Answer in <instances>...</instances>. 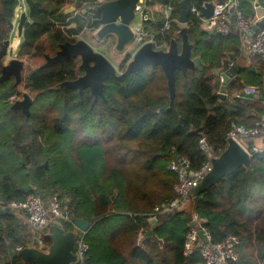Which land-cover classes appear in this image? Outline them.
Instances as JSON below:
<instances>
[{
  "label": "trees",
  "instance_id": "obj_1",
  "mask_svg": "<svg viewBox=\"0 0 264 264\" xmlns=\"http://www.w3.org/2000/svg\"><path fill=\"white\" fill-rule=\"evenodd\" d=\"M209 1L186 0L189 9H200ZM180 2L150 0L158 14L143 28L154 35L158 48H167L173 38L179 40ZM255 2L264 4V0H236V9L252 19ZM63 3L33 0L19 58H44L43 36L56 46L74 41L73 36L88 24L75 16V26L66 27ZM17 5L18 0H0V69L10 37L8 20ZM167 6L172 7L170 23L163 29ZM185 25L201 70L175 71L173 107L159 66L144 67L119 80L108 78L103 96L96 99L88 88L78 92L57 87L80 74L74 58L63 65L35 66L22 78L24 88L37 95L28 115L11 107L12 96L22 97L14 80L0 82V264H29L13 253L26 246L28 237L24 221L7 204L30 194L43 199L57 195L71 220L81 217L91 223L82 264H204L197 249L185 254L189 213L158 215L153 225L150 213L175 196L178 178L168 168L171 162L179 156L191 169L199 168L206 159L199 147L202 136L219 154L230 130L252 128L264 115L259 97L238 94L242 85L257 86L264 94V61L256 58L249 67H240L227 86V99L217 104L219 80L214 68L226 61L228 53L239 56L241 41L236 31L221 36L206 33L201 16L191 12ZM41 94L50 97L46 104L39 102ZM12 163L17 165L16 175L7 172ZM193 204L206 219L212 242L238 240L233 264H264V150L252 154L250 168L224 176L193 197ZM110 217L115 218L113 225L105 223ZM63 226L73 227L68 222ZM44 241L50 243L47 237Z\"/></svg>",
  "mask_w": 264,
  "mask_h": 264
},
{
  "label": "water",
  "instance_id": "obj_2",
  "mask_svg": "<svg viewBox=\"0 0 264 264\" xmlns=\"http://www.w3.org/2000/svg\"><path fill=\"white\" fill-rule=\"evenodd\" d=\"M19 1H23L28 9L27 13L25 11L20 13L16 24L17 36L22 37L24 25L31 22L30 10L33 0ZM136 2L137 0H104L101 3L98 0H75L73 6L69 8L70 11H73L74 8H80V6L96 4L94 6L96 17L92 20V24L96 26L97 37L107 41L103 46L106 47L110 41H114L115 48L121 53H125V50L131 47L133 49L132 52L128 53L130 58L127 60L123 71L118 72L113 63L101 51L95 49L80 36L74 41L66 40L57 43V49L54 54H45L44 62L39 65V68L51 67L55 64L63 65L66 59L74 58L78 63L77 69L82 74L75 79L59 83L57 87L74 88L78 92L88 88L94 99H96L99 96H103L105 80L108 78L119 80L124 75L137 72L144 67L159 66L167 79L169 106L173 107L175 71L179 70L185 73L189 68L201 70L199 57L192 55L193 44L188 39V28L185 25L190 14L189 6L186 0H181L178 22L182 27L178 32L179 40L171 39L167 48L163 49L155 48L151 41L133 46L134 28L143 27L144 22H151L152 18H155L156 14H158V8L152 6L150 0H145L141 11L135 10ZM213 9L214 3L212 1L206 2L200 9L202 17L209 18L213 13ZM8 27L10 31L14 29L12 19L8 20ZM262 27H264V15L254 23L250 36L252 37ZM204 31L210 35L221 36V33L214 29L204 28ZM8 44L9 40L6 41L7 47ZM227 56L228 60H233L231 53H228ZM24 64V60L18 57V53L13 56V53L10 52L8 61L0 69V82L13 77L15 80L14 86L18 87L22 83ZM239 70V67L234 63L224 72L214 68V73L220 80L219 88L216 92L217 104L225 102L227 99L228 80L231 76L236 75ZM263 98V95L259 96V100H263ZM33 102L34 99L27 92H23L21 99L15 100L11 107L19 109L28 115ZM247 144L250 146L252 142L249 141ZM251 156L247 148L241 146L234 138L229 137L225 148L217 156L211 157L210 170L191 188L190 196L199 195L220 181L224 176L230 175L241 167L250 168ZM177 159L181 160L179 156ZM40 197L43 199L42 195ZM150 222L153 225L156 219H152ZM193 224L194 222L192 221L191 225ZM89 227V221L81 217L74 219L73 228L70 230H65L60 220H54L46 233V237L50 239L46 249L30 245L19 249L15 248L13 253L29 264H75L74 246L78 234L82 233L84 238ZM198 235L204 237L203 231L199 230Z\"/></svg>",
  "mask_w": 264,
  "mask_h": 264
},
{
  "label": "built area",
  "instance_id": "obj_3",
  "mask_svg": "<svg viewBox=\"0 0 264 264\" xmlns=\"http://www.w3.org/2000/svg\"><path fill=\"white\" fill-rule=\"evenodd\" d=\"M100 3L104 0H98ZM145 0H137L135 10L141 11L144 6ZM214 3L213 13L209 18H204L201 15V8H190V12L201 16L203 27L206 29H214L221 33V35H228L236 31L242 44V51L245 62L251 63L252 60L259 58L264 61V27L258 29L254 35L250 36V31L254 23L264 15L263 13L259 18H246L242 12L236 9V0H212ZM96 4L85 5L86 9L90 11V17H96L94 6ZM204 4L202 5V7ZM233 7V9H231ZM171 6L166 7V15H164L163 29H168L170 23ZM78 12V11H77ZM79 36V35H75ZM151 41L155 48H158L154 35L145 31L142 26L134 28L133 30V46H138L144 42ZM16 46V45H15ZM226 62V63H225ZM222 63L218 68L219 71L227 70L233 61L228 60ZM235 80V75L231 76L228 80V85ZM220 81V80H219ZM238 94H243L251 98H257L261 94V89L253 85H242ZM237 94V95H238ZM264 97V94H263ZM14 99V96L11 97ZM262 104L264 106V98ZM264 136V115L260 120L255 123L252 128H244L238 126L228 132L226 137L234 138L241 146L248 149L252 155L256 152L264 150V143L260 146L254 144V140ZM252 144L248 146V142ZM199 147L203 151L206 159L202 165L197 169H191L188 161L185 158L173 161L169 164V169L173 171L178 182L174 185L173 189L175 196L168 201L159 205H155L150 213V220L156 219L158 215L173 214L185 211V207H190V223L185 235L184 249L185 254L190 253L192 250L197 249L203 259L204 264H233L237 259V244L238 240L235 237H228L224 242H212L210 233L205 226L206 219L197 214L194 210L193 197L190 196V190L195 186L204 175L211 168V157L217 156L210 145L207 143L205 137L199 139ZM7 208L14 212L18 217H21L28 226L29 243L26 246H36L40 249H46L47 244L44 241L46 233L49 230L50 224L54 220L68 222L73 225V220L70 219L67 211L61 205L57 195L48 198L47 203L39 195L30 194L24 200L11 201L7 204ZM194 222L191 225V222ZM73 228V227H72ZM202 230L204 237L198 235V231ZM198 245V246H197ZM18 249L21 246L17 247ZM88 246L84 241L82 233L78 234L74 254L76 255L75 264H82L84 254Z\"/></svg>",
  "mask_w": 264,
  "mask_h": 264
},
{
  "label": "rangeland",
  "instance_id": "obj_4",
  "mask_svg": "<svg viewBox=\"0 0 264 264\" xmlns=\"http://www.w3.org/2000/svg\"><path fill=\"white\" fill-rule=\"evenodd\" d=\"M69 4L67 3V1H66V4H64V7H65V9L68 7L69 8V6H68ZM16 9H18L17 10V12L18 13H20V12H22V11H25L26 13L28 12V9H27V6L24 4V2L23 1H19L18 0V5H17V7H16ZM63 10V9H62ZM64 11V10H63ZM76 15V14H75ZM77 16V15H76ZM78 17H81V15H78ZM82 18H84V19H86V21H87V23L89 22V20H90V15H88V14H86L85 16L84 15H82ZM87 25V24H86ZM10 37H9V44H8V47H7V50H8V52H7V54H6V56L5 57H9V55H10V52H12L13 53V56L15 55L16 56V53L18 52V49H19V47H16L17 45H18V40L17 39H19V37L17 36V30H16V25H15V27H14V29L13 30H11L10 31ZM91 32H88V31H81L79 34H77V35H79L82 39H84V40H89V38H90V41H88L89 42V44H91L93 47H95V49L96 48H99L97 45H96V43H95V39L94 38H92L94 35H92L91 36ZM73 38H78V36H73ZM41 43L46 47V49H45V53H47L48 55H53L54 54V52H55V50L57 49V47L56 46H52V42L49 40V39H47V37L46 36H43L42 37V40H41ZM16 45V46H15ZM108 49L110 50L109 51V53H108ZM98 50V49H97ZM99 51H101L102 52V54H104L105 52H107L108 54L107 55H109V57H110V59H109V57L107 56V55H105L106 56V58L107 59H109L112 63H113V65L117 68V71H120L122 68H124V64L126 63L125 62V60H128L129 58H130V55L128 54L129 53V51L128 50H125V53H121V52H119V51H116V49H115V42L114 41H110L109 42V44H107V46L105 47V48H100L99 49ZM242 54H243V51H242ZM127 56V57H126ZM21 59V58H20ZM22 60H24V62H25V64H24V69H23V71H22V78H23V76H25V74H26V72L30 69V68H33V67H35V66H39V65H41L43 62H44V58H43V56L42 57H36V58H34V59H32V60H27L25 57H23L22 58ZM8 61V58L6 59V62ZM6 62H4V64L6 63ZM121 66H123L122 68H120ZM216 78V77H215ZM12 79V77H10V78H8V79H5V80H3V81H6V80H11ZM219 80V79H218ZM13 81V80H12ZM216 81H217V78H216ZM219 83H220V81H219ZM18 88V90L19 91H21V93L23 94V92H27L33 99H35L36 97H37V95L36 94H33V93H29L28 92V90L27 89H25L24 88V82L22 81V83L17 87ZM19 99H21V98H19ZM37 99V98H36ZM39 102L41 103V105L42 104H46V102H48V99H50V97L48 96V94H41L40 96H39ZM10 163V162H9ZM17 165H15V164H10V165H8L7 166V168L6 169H8L9 171H7V172H10V173H13V172H15L16 170H17V167H16ZM17 172V171H16ZM16 172L15 173H13L14 175H16ZM77 176L79 177V178H81V176H82V174H77ZM76 176V177H77ZM47 200L48 199H43V202L46 204L47 203ZM64 208V207H63ZM186 209H185V212H187V213H191V211H190V207L187 205L186 207H185ZM113 214H115V213H113ZM20 219H22L21 217H19ZM23 220V219H22ZM24 221V220H23ZM116 221H115V218L114 217H110L109 219H107L106 221H105V223H107L108 225H113L114 223H115Z\"/></svg>",
  "mask_w": 264,
  "mask_h": 264
},
{
  "label": "crops",
  "instance_id": "obj_5",
  "mask_svg": "<svg viewBox=\"0 0 264 264\" xmlns=\"http://www.w3.org/2000/svg\"><path fill=\"white\" fill-rule=\"evenodd\" d=\"M64 3H63V6H62V8L61 9H63L62 11L64 12V14H67V16L65 17L66 18V21H68V25L66 26V27H74L75 26V23L73 22V18L77 15V17H78V15H80L79 14V11L78 10H80V9H78V8H74V10L73 11H70V7H72V5H68L69 6V8L67 7L66 9H65V7H64V4H66V2L65 1H63ZM254 8H255V18H259L261 15H262V13H263V5H259L257 2H255L254 3ZM17 10L18 9H15V11H14V17L12 18V21H13V23H14V27H15V25L17 24V22H18V18H17V16H18V12H17ZM78 11V12H77ZM166 13V9L163 11V15H166L165 14ZM76 14V15H75ZM81 17H82V15H81ZM153 21H155V18H152V22ZM89 31H91V30H89ZM92 33V32H91ZM93 34H91V36H92ZM92 38H94V36L92 37ZM18 40V42H20L21 40H22V37H20L19 39H17ZM87 42L88 41H90V38H89V40H86ZM89 43V42H88ZM17 47V46H16ZM105 48V47H104ZM132 47L131 48H129L128 49V51L130 52H132ZM109 49H108V53H109ZM7 52H8V50H7ZM107 52H105L104 54L105 55H107L108 54ZM7 54V53H6ZM110 54V53H109ZM233 55V54H232ZM108 57H109V55H107ZM9 57H10V55H9ZM9 57H5V61L4 62H6V59L8 58L9 59ZM226 58H228V56L226 57ZM22 59V58H21ZM109 59H110V57H109ZM233 63L234 64H236L238 67H239V69H240V67H242V66H246V67H249L250 66V63H248V62H245V60H244V55L242 54V47H241V52H240V54H239V56H237V57H235L234 58V56H233ZM252 62V61H251ZM251 68H253V67H251ZM216 78H217V80L219 79L217 76H216ZM216 78H215V80H216ZM216 91H218V89L216 90ZM236 93V90H233L232 91V95H234ZM227 95V94H226ZM236 95V94H235ZM264 143V136L263 137H259V138H256L255 140H254V144L255 145H258V146H260V145H262ZM85 220H87V219H85ZM90 223V222H89ZM24 224H25V226H26V231H27V236L26 237H28V241H27V243H26V245H28V243H29V234H28V231H29V229H28V226H27V224L24 222ZM90 227H91V223H90ZM89 227V228H90ZM89 230V229H88ZM87 230V231H88ZM87 231H86V233H87ZM85 233V234H86ZM84 237H85V235H84Z\"/></svg>",
  "mask_w": 264,
  "mask_h": 264
},
{
  "label": "flooded vegetation",
  "instance_id": "obj_6",
  "mask_svg": "<svg viewBox=\"0 0 264 264\" xmlns=\"http://www.w3.org/2000/svg\"><path fill=\"white\" fill-rule=\"evenodd\" d=\"M65 2L67 1V3L69 4V5H72L73 6V4H74V1L75 0H64ZM17 7V6H16ZM16 9V8H15ZM15 9H14V11H15ZM78 9H80V10H78L79 11V14L80 15H86V14H88V15H90V11L89 10H87L86 9V7H85V5L84 6H80V8H78ZM20 13H22V12H20ZM20 13H18V16H17V18L19 17V15H20ZM92 15V14H91ZM90 15V16H91ZM15 15H14V12H13V16H12V18L14 17ZM11 18V19H12ZM93 19H95V17L94 18H90V20H89V22H88V24L87 25H85L84 26V28H83V31H88V32H92V34L94 35V39H95V43H96V45L99 47V48H96V49H100V48H104V44L105 43H107V41H104L103 39H100V38H98L97 37V35H96V26L95 25H93L92 24V20ZM89 30H91V31H89ZM20 38V37H19ZM22 41V40H21ZM21 41L18 43V45H17V47H19V45H20V43H21ZM95 48V47H94ZM116 49V48H115ZM116 51H118L117 49H116ZM127 57V56H126ZM125 62H127V60H125ZM126 64V63H125ZM125 64L123 65L124 67H125ZM123 66H121L120 68H122ZM123 69L124 68H122L120 71H118V72H121V71H123ZM80 71V70H79ZM80 74H82V72L80 71ZM79 74V75H80ZM78 75V76H79ZM12 79L14 80V78L12 77ZM15 81V80H14ZM84 90V89H83ZM13 97V96H12ZM17 99H19V98H15L14 97V101L15 100H17Z\"/></svg>",
  "mask_w": 264,
  "mask_h": 264
}]
</instances>
